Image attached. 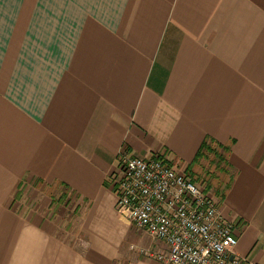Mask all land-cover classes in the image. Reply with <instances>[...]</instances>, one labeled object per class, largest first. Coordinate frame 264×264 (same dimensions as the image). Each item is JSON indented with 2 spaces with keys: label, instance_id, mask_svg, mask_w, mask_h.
I'll return each instance as SVG.
<instances>
[{
  "label": "crops",
  "instance_id": "1",
  "mask_svg": "<svg viewBox=\"0 0 264 264\" xmlns=\"http://www.w3.org/2000/svg\"><path fill=\"white\" fill-rule=\"evenodd\" d=\"M205 143L234 172L237 252L264 264V0H0V264H163L117 209L120 156L191 174ZM26 180L83 203L79 228L20 211Z\"/></svg>",
  "mask_w": 264,
  "mask_h": 264
},
{
  "label": "built area",
  "instance_id": "2",
  "mask_svg": "<svg viewBox=\"0 0 264 264\" xmlns=\"http://www.w3.org/2000/svg\"><path fill=\"white\" fill-rule=\"evenodd\" d=\"M120 166L113 181L119 213L165 248L146 255L163 264H255L238 254L234 225L218 202L168 160L122 152Z\"/></svg>",
  "mask_w": 264,
  "mask_h": 264
},
{
  "label": "rangeland",
  "instance_id": "3",
  "mask_svg": "<svg viewBox=\"0 0 264 264\" xmlns=\"http://www.w3.org/2000/svg\"><path fill=\"white\" fill-rule=\"evenodd\" d=\"M210 148L207 158L200 162L194 173H183L220 204L234 172L225 162L226 152L223 151L220 156L216 150ZM20 199V202L23 201L19 204L20 211H26L30 216L38 212L43 213L51 228L58 229L59 232L62 229L71 232L79 228L85 206L63 188H49L38 182L26 180L20 191ZM132 243L139 244L133 235L121 243L119 252L124 256L132 254L130 252Z\"/></svg>",
  "mask_w": 264,
  "mask_h": 264
},
{
  "label": "trees",
  "instance_id": "4",
  "mask_svg": "<svg viewBox=\"0 0 264 264\" xmlns=\"http://www.w3.org/2000/svg\"><path fill=\"white\" fill-rule=\"evenodd\" d=\"M210 149H211V148H210L209 143H205V144L202 146V148H201V150H200V152H199V154H198V156H197V158H196V161L199 160L200 158H202L203 153H204L205 151H209Z\"/></svg>",
  "mask_w": 264,
  "mask_h": 264
}]
</instances>
